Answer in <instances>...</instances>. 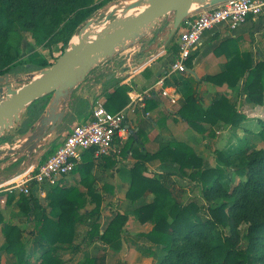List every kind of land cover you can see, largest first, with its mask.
Instances as JSON below:
<instances>
[{"label":"trees","instance_id":"1","mask_svg":"<svg viewBox=\"0 0 264 264\" xmlns=\"http://www.w3.org/2000/svg\"><path fill=\"white\" fill-rule=\"evenodd\" d=\"M94 1L0 0V75L13 74L17 57L10 51L12 46L8 38L17 25L29 29L39 45L51 48L54 36L66 42L52 62L42 60L37 68L30 67L27 71L49 66L68 47L67 43L79 31L80 25L91 17ZM232 42V39L221 42L215 52L223 53L232 47ZM194 57L192 53L187 60L188 69L193 67ZM190 78L195 80L191 75ZM242 78L244 84L239 93L246 94L252 103L264 104V59L256 60L250 50L233 48L219 73L205 75L197 81L220 86L228 84L235 88ZM128 90L126 84L116 86L105 101L106 108L116 112L126 106L130 100ZM194 92L192 87L184 91L183 104L177 111L200 133L208 132L214 138L218 129L229 128L236 132L247 118L237 103H232L221 91L215 93L206 107L196 100ZM73 98L75 100L74 93ZM35 105L37 108L38 103ZM84 108L85 104H82ZM39 110L34 113L39 114ZM69 119L73 120L71 112L67 116ZM261 126L258 136L264 143V123ZM92 151L84 153L77 168L81 182L87 187L86 192L75 187L47 186V205L57 210L56 219L48 216L47 207L33 191L19 195V211H13L12 215L31 222L33 229L30 231L37 230L41 246L48 247L38 264H61V254L67 250L77 253L88 237L100 236L104 242L112 243L124 234L128 216L122 211L117 212L107 228L100 232L103 197L94 188L93 164L91 160L87 161ZM133 154L137 161L132 166V184L126 196L132 201L137 219L152 224L150 231L139 233L150 243L138 246L143 253L157 254V264H264V148L252 152L242 148L235 151L233 157L218 152L225 167H204L195 149L176 139L153 153L135 147ZM154 159L178 164L179 172L189 183L182 185L169 171L158 175L144 173L146 162ZM36 185L33 182L32 189ZM148 190L154 195L152 201L145 198ZM13 198L14 194H8V203ZM87 203L94 207L86 209ZM0 224L6 237L5 249L17 255L18 264H25L23 235L26 228L13 219H6L1 208ZM80 224L86 226L81 238ZM226 229L231 233H226ZM74 264L96 263L94 258L86 257ZM117 264L128 263L119 259Z\"/></svg>","mask_w":264,"mask_h":264},{"label":"crops","instance_id":"2","mask_svg":"<svg viewBox=\"0 0 264 264\" xmlns=\"http://www.w3.org/2000/svg\"><path fill=\"white\" fill-rule=\"evenodd\" d=\"M263 19L264 16L250 18L247 22L240 25V28L237 27L236 29H231L228 25L222 24L214 29L208 30L209 32L205 33V36L203 35L199 47L193 52L195 55L192 62L193 67H191L190 70L187 69L185 72H171L170 68V63L179 52L178 38L182 30L181 27L175 38L165 47V51H163L164 48H162L158 56L148 62H143L144 58L146 55L151 56L156 52L155 45L151 46V51L142 52L135 60L136 63L133 61L127 63L122 61L123 58H120V61L119 57L121 56L115 58L116 62L119 61L121 63V67L118 70L110 68L105 63L102 64L100 70L96 72L100 73L99 75L93 74L85 81L83 86L75 89L74 105L71 109L72 111H70L73 120L70 121L69 119L65 125L61 126L63 130L62 136L53 143L51 149L45 152L41 159L34 164H40L41 160L45 161L54 153L75 124L93 119L94 103L97 99L106 101L116 86L126 84L129 86L127 94L130 100L126 106L119 110L126 113L123 131L124 135L116 139V145L121 151L119 153H112L111 155L100 157H96L92 151V154H89V157L87 156V161L91 160L93 164L91 174L95 178L94 188L102 195L104 206L111 207L114 213H116L117 210L126 211L130 216L129 221H132L131 223L135 222V214H131L132 212H130V210H133L132 201L126 196L132 184V166L137 161L133 154V149L137 147L139 150H143V152L153 153L158 151L162 145L173 139L180 141L187 140V137H184L185 135L198 138V133L190 129L189 122L182 118L177 111L184 101V96L181 91L189 86L187 85L186 78H190L191 75L195 78V81H197L205 75L219 73L222 63L228 59V55L233 48L238 47L241 50L248 49L252 51L251 48L244 47V43L246 44L249 40L251 41L253 37L257 40L255 42H258V44L259 42L261 43V48L264 50ZM227 39L233 40L232 47L226 48L221 54H217L215 49L221 42ZM255 46L256 45H254V47ZM173 51H175V54ZM50 62H52V60H50ZM13 73H16V71H13ZM161 79L162 81H160ZM163 90H168L171 94L176 92L178 94V102H171L168 96L163 95ZM207 95V91H202L200 95L201 99L205 98ZM239 95L241 94L239 93ZM199 100L200 99H198V101ZM47 101H42L37 105L38 110L41 108V110L38 111L39 114L44 111ZM82 104H85L84 109H82ZM34 112L35 110L32 111L31 106L22 113L21 123L15 125L16 129H18L19 126H21V132L28 129L34 119ZM39 114L36 115L38 116ZM14 134L17 135L19 133L13 132V135ZM6 141L7 139L5 140L6 145H4V147L10 146V143ZM171 165H173L171 162L154 159L146 162V167L143 168V171L148 175L155 173L160 174L168 171ZM13 166L3 173L15 171L11 169ZM79 173L80 171L76 169V171L62 176L57 181H45L44 183L36 185L32 191L41 202L47 201V186H59L62 188L75 187L82 192H86L87 187L81 182L82 176ZM151 195L152 193L148 190V193L145 195L147 201H151L149 199ZM92 207H94V204L87 203L86 209H91ZM52 209L53 208L50 207L48 210L50 211ZM84 210L85 208L82 211ZM52 212L54 213V211ZM53 217L55 218L57 216ZM102 217L109 216H105L103 212ZM129 227L130 225L126 226L124 235L126 238L129 237L131 232L128 229ZM136 227L140 230L144 228V231L147 232L152 229V224L149 222L139 223ZM80 234L81 233H79V235ZM123 238H121V240H123ZM4 239L2 233L0 236V244ZM117 241L119 242V240ZM77 253L72 254L70 252L72 255H76Z\"/></svg>","mask_w":264,"mask_h":264},{"label":"water","instance_id":"3","mask_svg":"<svg viewBox=\"0 0 264 264\" xmlns=\"http://www.w3.org/2000/svg\"><path fill=\"white\" fill-rule=\"evenodd\" d=\"M225 1L228 0H113L98 17L85 20L77 33L79 41H71L53 64L27 71L26 77L10 72L0 75V141H5L2 138L6 131L21 123L22 113L37 100L49 96L44 111L33 115L28 129L10 137L14 144L1 145L4 149H0V185L20 179L62 136L61 126L67 123L74 103L73 93L93 74H100L95 71L97 66L112 62L120 52L142 41L147 45L142 52L156 46L154 55H146L143 62L152 60L170 43L187 16ZM195 2L198 7L194 10ZM143 3L141 11L126 15ZM171 14L172 22L167 19L154 31ZM99 25H103L101 31L96 29ZM25 78L28 80L21 86H15L14 82ZM16 163H19L18 169L3 173Z\"/></svg>","mask_w":264,"mask_h":264},{"label":"rangeland","instance_id":"4","mask_svg":"<svg viewBox=\"0 0 264 264\" xmlns=\"http://www.w3.org/2000/svg\"><path fill=\"white\" fill-rule=\"evenodd\" d=\"M113 0H95L94 3L91 4V17H98L100 11L103 10V8L110 3ZM169 20L172 22L173 20V14L168 15L167 18L163 19L161 24L157 25L154 28V31H157L160 29V27L163 26L164 22L166 20ZM264 22V19H263ZM85 22H83L80 26L82 27ZM240 28V27H239ZM264 29V28H263ZM262 29V31H263ZM207 31L206 33H208ZM78 32H76L75 35H77ZM177 33L174 35L173 38ZM206 35V34H205ZM204 35V36H205ZM147 35L146 37H148ZM161 36V35H160ZM73 37H71L69 46ZM145 37V38H146ZM144 39V38H143ZM254 41V43H253ZM257 41L254 37L253 39L246 44L244 43V47L251 48L254 58L256 60L264 59V50L261 48L262 45ZM8 42L10 43L11 47V53L13 55H16L17 61L13 64V70L16 71V73H21L22 76L26 77V70L28 68H37L42 60H54V57L60 53L62 48L66 45V42L63 41V39H60L58 36H54V40L51 44V48H48L45 46V44H37L35 39L32 37V34L29 29L26 27H23L21 25H17L16 30L9 36ZM254 45H256L254 47ZM156 47V46H155ZM248 50V49H246ZM175 54V51H173ZM125 57V55L121 54V52L115 57ZM102 65V64H101ZM101 65L97 66L95 68V71L98 72L100 70ZM28 80V78H25L23 81H16L15 86H21L22 82ZM188 88L192 87L194 92V96H196V100L200 99V103L203 106H208L214 96L216 91L223 92L228 99L232 103H237L239 110L246 113L247 118L244 119L240 126L237 128L236 132H233L231 129H218L216 131V136L214 138L210 137L208 132L206 133H200L195 128L190 125V129L196 133H198V138H192L188 135H185L184 137H187V140H184L188 144H190L197 154L202 158L203 166L204 167H225L224 162L220 158L218 152H221L226 157H233L235 155V151H240L242 148L246 149L248 152H252L254 150H257L258 148H264V143L261 138L258 136L259 130L262 128V124L264 123V104H256L252 103L251 99L246 95H239V89L244 84V79L242 78L238 86L233 88L229 86L228 84H224L222 86L214 84V83H208V82H197L189 77L186 78ZM187 88H184L181 93L183 94L184 91ZM202 91H207L208 95L201 99V93ZM176 93V92H175ZM198 98V99H197ZM49 99V96L42 98L40 100H37L34 102L32 106V111H36V103L40 104L42 101L45 102ZM41 101V102H40ZM198 101V102H199ZM178 102V101H177ZM176 102V103H177ZM35 105V106H34ZM34 117V116H33ZM206 127H209V124H204ZM20 127L16 129L14 127L11 131H6L3 140L7 139L6 142H9L10 145L14 144V141L10 138L13 135V132L21 133ZM16 129V131H15ZM18 131V132H17ZM7 137V138H6ZM182 138V137H181ZM6 144L5 141H0V146ZM166 144V143H165ZM4 146V145H3ZM3 146L0 147V149H4ZM44 160H41L43 162ZM40 162V163H41ZM167 162V161H164ZM171 162V161H168ZM173 163V162H171ZM173 163V165L169 166V172L173 173V177L182 185H187L189 182L186 180L181 173L179 172L180 167L178 164ZM19 164H16L11 169L16 170L18 168ZM159 173H155L152 175H158ZM151 192V191H150ZM148 193V191L145 193V195ZM152 193V192H151ZM14 194V198L11 202L8 203V194L7 193H1L0 194V208L3 212V215L6 219H13L15 223L20 225L21 227L26 228V231L24 232V239L23 242L26 245V255H25V264H38L45 252H47L48 247H42L39 239H38V232L37 230L34 232H31L30 230L33 229V224L31 222H24L20 220L17 216L12 215V211H19V205L18 199L19 195ZM153 193L149 197V199L153 200ZM49 200L43 201L42 204L47 207L48 216L51 218H54L53 216H57L56 209L48 210L50 208ZM133 206V205H132ZM54 211V213L52 212ZM122 210H117L116 213H114V210H112L109 206L102 205V215L103 212L105 216L109 217H101L99 220L100 223V232H103L111 220L114 218V216L117 214V212ZM123 212V211H122ZM132 212L131 214H135L134 207L133 210H130ZM124 213L127 214L128 220L124 226V234L122 237L117 238L112 243H106L104 242L100 236H96L94 238L88 237L86 241H84L80 246V252L76 255L70 254V251L67 250L63 254H61V264H74L78 261L84 260L86 257H92L95 260L96 264H117L118 260H122L125 263L129 264H157L158 255H148L143 253L138 246L144 245L148 246L150 243L146 242L139 233H147L144 231V228L142 230L137 229L136 225L138 226L140 222L137 219V216L135 214V222L131 223L129 221L130 216L126 211ZM113 216V217H112ZM55 217L54 219H56ZM133 218V217H132ZM148 223V222H146ZM150 223V222H149ZM0 228V236L3 233L2 230V224ZM130 225L128 228L130 232L129 237H124L126 226ZM245 227V226H244ZM86 229V226L84 224L79 225V233L83 234L84 230ZM226 233L230 234V229H226ZM79 236L81 238L82 236ZM4 235V233H3ZM124 237V238H123ZM4 241L0 244V264H18V257L17 255L8 252L4 245L6 243V237L4 235ZM123 238V240H121ZM119 240V242L117 241Z\"/></svg>","mask_w":264,"mask_h":264},{"label":"built area","instance_id":"5","mask_svg":"<svg viewBox=\"0 0 264 264\" xmlns=\"http://www.w3.org/2000/svg\"><path fill=\"white\" fill-rule=\"evenodd\" d=\"M260 16H264V0H228L191 13L182 22V30L178 38L179 52L170 63L171 72L187 70V60L199 47L203 35L208 30L222 24L236 29L250 18ZM146 46L142 41L130 47L121 53L125 57L121 56L119 60L123 58L122 61L127 63L131 61L136 63L135 60ZM105 64L117 70L121 67V63L116 62L115 59ZM163 95L168 96L173 103L178 101L177 93L171 94L168 90H163ZM93 116L92 120L75 124L62 144L44 162L33 164L15 182L0 185V194H29L33 182L39 185L45 181H57L62 176L76 171L83 161L84 153L88 150H93L96 157L119 153L121 149L116 145V139L124 135L126 113L111 112L106 108L103 99H97L94 103Z\"/></svg>","mask_w":264,"mask_h":264},{"label":"bare ground","instance_id":"6","mask_svg":"<svg viewBox=\"0 0 264 264\" xmlns=\"http://www.w3.org/2000/svg\"><path fill=\"white\" fill-rule=\"evenodd\" d=\"M144 5H145V3H143L140 7H137V8H134V9L130 10L126 15H130V14L134 15V13H137V12L141 11L144 8ZM197 7H198V3L195 2L193 4V6H192V9L195 10V8H197ZM96 29L101 31L103 29V25H99L98 27H96ZM78 41H79L78 35L74 36V38L72 39V42L73 43H77Z\"/></svg>","mask_w":264,"mask_h":264}]
</instances>
